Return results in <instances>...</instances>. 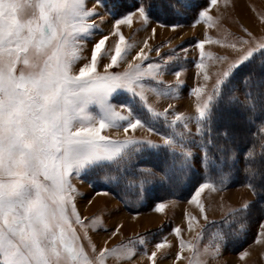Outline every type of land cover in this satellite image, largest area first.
<instances>
[{
  "label": "snow or ice",
  "instance_id": "snow-or-ice-1",
  "mask_svg": "<svg viewBox=\"0 0 264 264\" xmlns=\"http://www.w3.org/2000/svg\"><path fill=\"white\" fill-rule=\"evenodd\" d=\"M217 2L211 0L213 5ZM159 7L175 15L188 7V0H160ZM137 11L147 24L151 8L141 3ZM95 15V8H89L87 0H0V264H106L109 257L130 259L135 255L134 250L124 245L104 248L98 253L92 245L95 255L86 251L76 226L84 230L85 239L88 226L76 210L73 195L76 189L71 178L74 173L79 175L94 166L116 162L126 156L129 146L141 143L131 138L115 140L101 133L105 128L120 127L119 121L128 122L125 132L144 126L139 118L133 117L130 106L128 115H121L111 103V97L123 89L133 97L146 100L142 80L155 78L161 66L149 64L145 71L143 60L148 57L141 49L133 57L140 63H129L122 73H109V68L126 59L131 47L117 31L113 33L119 35L114 52L107 50L109 38L105 36L93 45L90 62L74 71L75 65L84 59L82 53L87 40L94 34L96 24L91 18ZM133 15L117 20L116 28L131 24ZM200 16L212 20L207 11ZM203 46L199 44L201 49ZM258 52L264 54V41L228 63L219 74L213 93L197 104L199 121L211 119L213 102L222 95V87L236 80ZM106 55L110 56V63L105 65V74H100L97 66ZM175 75L179 78L180 73ZM250 81L251 76L244 83L250 86ZM261 89L264 81L257 84L255 96L264 105ZM195 92L199 99L202 89L197 88ZM253 99L251 92L245 93V102L255 107ZM92 106H97L99 112L91 111ZM149 111L155 116L162 115L153 109ZM185 119L177 114L172 124ZM197 131L202 133V128ZM180 138L183 139L182 133ZM144 143L158 147L151 141ZM163 143L176 151L177 140L173 137L165 138ZM179 150L183 156L180 167L187 168L191 153L183 144ZM260 155L264 160V152ZM246 160L256 162L255 153L250 151ZM248 171L253 176L258 174L251 166ZM206 189L217 190L215 183L205 182L193 197L205 219L204 206L197 197ZM165 207L161 203L156 210L162 211ZM248 207L245 204L235 211H246ZM174 231L179 235L181 230ZM200 238L198 234L197 239ZM215 238L222 240L223 235L217 233ZM138 243L145 241L140 239ZM164 246L157 244L156 248ZM180 247L181 251L187 247L193 252L196 259L190 264H203L199 260L201 255L219 252V244L214 249L205 247L203 254L191 242L181 240ZM156 255L152 252L149 256L152 264H156ZM180 258L178 254L177 259Z\"/></svg>",
  "mask_w": 264,
  "mask_h": 264
},
{
  "label": "rangeland",
  "instance_id": "rangeland-1",
  "mask_svg": "<svg viewBox=\"0 0 264 264\" xmlns=\"http://www.w3.org/2000/svg\"><path fill=\"white\" fill-rule=\"evenodd\" d=\"M159 1L87 0V6L95 8L96 15L91 21L95 22L96 28L85 44L82 53L84 59L75 65L74 71L90 62L93 45L105 36L109 38L106 41L107 50L114 52L119 35L113 33L117 31L131 47L126 59L109 68V73H122L129 63H140L133 57L143 49L148 57L147 60L141 58L145 71L149 64L161 66L155 78L146 77L142 80L146 100H141L139 96L133 97L132 93L120 89L112 95L111 103L121 115H128L130 106L133 117L139 118L144 126L135 130L130 128L125 132L124 127L128 122L119 121L120 127L105 128L101 134L115 140L131 138L141 142L129 146L125 150L126 154L142 145L148 146L144 143L146 141L165 146L164 139L173 137L177 140L176 151L180 152V144H183L185 150L190 151L192 159L199 150L186 143L191 138L190 134L197 132L201 122L197 118V104L213 93L216 80L228 63L235 61L248 48L255 47L257 42L264 41V0H218L215 5L211 0H188V7L177 14L179 18L161 11ZM141 3L150 8L155 4L161 16H155L151 8L152 14L145 24L137 11ZM204 11L212 17L211 21L200 16ZM131 13H135L132 23L119 25L117 29L116 21ZM243 41L249 43L244 44ZM201 43L203 49L199 47ZM121 47L125 45L121 44ZM108 63L110 56L106 55L98 63L97 72L105 74V65ZM201 64L203 66L198 67ZM177 72L180 73L179 78L175 75ZM197 88L202 89L199 99L195 92ZM149 109L162 115L155 116ZM90 110L99 112L97 106H92ZM177 114H182L186 119L173 125L172 121ZM181 133L183 139L180 138ZM88 171L90 169L83 170L79 175L74 173L71 178L76 189L73 194L76 210L88 226L87 239L84 238V230L76 226L86 251L95 255L92 253V245H95L96 253L104 248L114 249L124 245L135 252L130 259L109 257L106 264H152L149 259L152 252L157 253L156 264H190L196 258L187 247L181 251V240L197 245L202 254L205 247L214 249L219 243L203 240L204 227L254 200L253 191L248 186L228 189L216 186V191L206 189L197 197L204 206L207 215L205 219L193 200L200 184L187 200H163L150 209L134 213L128 211L111 192L95 189ZM161 203L166 207L157 211ZM176 228L181 230L179 235L174 231ZM198 234L202 238L197 239ZM140 239L145 243H138ZM157 244L165 246L158 250ZM178 254L182 258L177 259ZM199 260L203 264H264V221L258 227L257 239L243 251L226 253L219 244L217 254L201 255Z\"/></svg>",
  "mask_w": 264,
  "mask_h": 264
},
{
  "label": "trees",
  "instance_id": "trees-1",
  "mask_svg": "<svg viewBox=\"0 0 264 264\" xmlns=\"http://www.w3.org/2000/svg\"><path fill=\"white\" fill-rule=\"evenodd\" d=\"M151 8L155 16H161L157 7ZM262 65L264 54L258 52L236 80L222 87V95L213 102L211 119L201 121L202 133H191L186 143L199 150L189 157L187 168L180 167V152L168 146L142 145L116 162L90 169L93 187L111 192L128 211L136 213L163 200H187L205 182L222 189L251 185L254 200L246 211H232L202 230L203 240L219 243L226 253L243 251L257 239L264 221V160L260 155L264 152V105L255 100L257 84L264 81ZM249 76L250 86L244 83ZM246 92L253 94L255 107L245 102ZM250 151L256 162L246 160ZM250 166L257 175L248 171ZM217 233L223 235L222 240L215 238Z\"/></svg>",
  "mask_w": 264,
  "mask_h": 264
}]
</instances>
